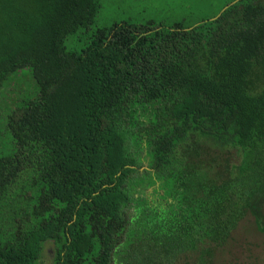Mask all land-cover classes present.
I'll list each match as a JSON object with an SVG mask.
<instances>
[{"label": "trees", "instance_id": "trees-1", "mask_svg": "<svg viewBox=\"0 0 264 264\" xmlns=\"http://www.w3.org/2000/svg\"><path fill=\"white\" fill-rule=\"evenodd\" d=\"M100 10L0 0V264L46 243L51 264H213L247 217L264 236V0L171 26Z\"/></svg>", "mask_w": 264, "mask_h": 264}, {"label": "rangeland", "instance_id": "rangeland-1", "mask_svg": "<svg viewBox=\"0 0 264 264\" xmlns=\"http://www.w3.org/2000/svg\"><path fill=\"white\" fill-rule=\"evenodd\" d=\"M226 0H200L195 10L188 9L189 0H100L101 10L93 28L108 27L113 23L145 25L150 22L171 26L177 22L210 16ZM27 82H24L26 85ZM7 95H11L9 92ZM12 92V91H11ZM231 247L216 253L213 264H264V236L252 228V218L247 217L232 235ZM53 245L46 243L43 259L51 264ZM190 258V257H189ZM179 258L175 264H195L193 259Z\"/></svg>", "mask_w": 264, "mask_h": 264}]
</instances>
